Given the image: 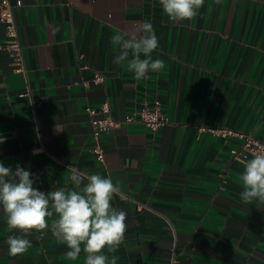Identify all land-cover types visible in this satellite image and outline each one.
<instances>
[{"label":"crops","instance_id":"obj_1","mask_svg":"<svg viewBox=\"0 0 264 264\" xmlns=\"http://www.w3.org/2000/svg\"><path fill=\"white\" fill-rule=\"evenodd\" d=\"M21 1L25 72L13 69L0 21V162L33 173L44 192L75 189L73 169L120 182L112 205L128 216L117 264H264V205L240 199L245 163L230 154L239 141L201 130L228 127L264 142V0H204L182 22L159 0ZM144 20L159 40L152 59L165 67L138 81L127 61L113 63L120 47L112 37ZM104 100L115 118L159 100L169 122L103 132L99 161L86 107ZM12 234L20 233L0 211V264H84L86 254L69 260L50 230L10 256Z\"/></svg>","mask_w":264,"mask_h":264},{"label":"clouds","instance_id":"obj_2","mask_svg":"<svg viewBox=\"0 0 264 264\" xmlns=\"http://www.w3.org/2000/svg\"><path fill=\"white\" fill-rule=\"evenodd\" d=\"M220 2L216 0L217 4ZM159 3L169 20L182 22L196 17L204 0H159ZM112 43L120 47L113 63L120 66L127 61L128 69L138 81L165 67L163 60L152 59L159 40L149 20L141 22L134 31L114 35ZM33 176L19 164L13 170L0 162V211L9 230L20 233L9 235L8 255L25 253L32 244L27 237L33 232L50 230L69 249L65 253L69 260H77L83 252L84 264H117L119 257L115 253L125 239L128 216L124 209L112 205L113 197L122 193L120 182L73 169L71 180L75 189L60 187L44 192L34 187ZM240 178L243 205H264V153L254 155L244 164ZM52 216L58 218L49 226L48 218Z\"/></svg>","mask_w":264,"mask_h":264},{"label":"built area","instance_id":"obj_3","mask_svg":"<svg viewBox=\"0 0 264 264\" xmlns=\"http://www.w3.org/2000/svg\"><path fill=\"white\" fill-rule=\"evenodd\" d=\"M22 5L21 0H0V21L2 23L6 46L11 56L13 69L18 72H25L23 47L20 40L19 28L15 17V8ZM105 75L102 72H95L93 82L104 81ZM86 111L91 115L94 144L92 152L96 159L103 161L105 151L100 143V136L103 132L112 130L123 123L142 122L151 130H157L169 122L167 114L162 110L159 100L149 105L142 104L129 114L121 118H115L111 114L110 103L104 100L98 107L87 106ZM208 129L212 133L223 137L225 140L235 138L239 143L230 149L231 157L239 162L246 163L258 153H264V142L256 138L251 132L237 130L228 127H201V130ZM176 258H171L167 264H175Z\"/></svg>","mask_w":264,"mask_h":264}]
</instances>
